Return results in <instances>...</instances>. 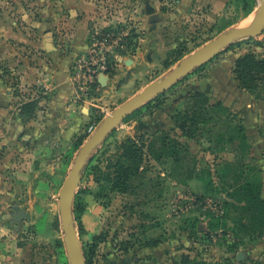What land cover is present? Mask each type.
<instances>
[{"label": "rangeland", "instance_id": "rangeland-1", "mask_svg": "<svg viewBox=\"0 0 264 264\" xmlns=\"http://www.w3.org/2000/svg\"><path fill=\"white\" fill-rule=\"evenodd\" d=\"M92 3L91 21L95 30L121 26L133 29L135 41L125 58L140 64L145 71V76L135 80L131 87L120 84L119 92L102 102L105 104L102 113L95 108L98 114L93 115L98 125L147 85L167 77L182 59L208 42L236 28H251L259 8L258 0H93ZM40 4L41 0H0V47L10 43L9 37L18 32L17 28H24L21 30L24 35L32 33L27 19L33 18L30 13L39 9ZM11 54V59L1 65L11 94L8 117L22 121L28 116L23 106L31 103L32 97L41 95V91L29 86V79L20 80ZM248 54L264 57V31L255 38L235 41L210 62L183 77L125 118L93 151L81 171L72 209L86 264H179L184 254L210 264H253L264 260V234L249 239L240 233L238 221L246 214L241 210L243 203H238L239 196L234 194L233 173L237 165H243L245 179L258 177L264 198V175L259 168V162L264 161V123L244 128L248 146L241 143L242 134L232 131L242 125V120L221 112L195 129L186 123L185 134L176 126L161 134L143 135L139 130L140 122L153 118L152 112L166 100L181 99V109L174 116L186 111L185 104L195 94L191 93L195 85L206 81L220 61ZM258 92L263 98L264 84ZM193 102L204 103V99L193 97ZM38 108L31 121L41 125L45 115L39 111V105ZM89 136L86 133L85 140L71 143L69 158L57 160L59 166L53 173L50 160L58 156L50 152V139L49 149L42 153L44 159L24 149L19 154L13 152L12 165L0 177V264H70L58 193ZM127 138L137 140L144 156L139 173L130 178L128 190L122 194L111 190L112 165L122 152L119 146ZM174 158L179 162L174 163ZM227 164H231L229 170ZM57 179L59 182L55 183ZM91 204H95L98 215L86 217ZM239 253L241 260L237 259Z\"/></svg>", "mask_w": 264, "mask_h": 264}, {"label": "crops", "instance_id": "crops-1", "mask_svg": "<svg viewBox=\"0 0 264 264\" xmlns=\"http://www.w3.org/2000/svg\"><path fill=\"white\" fill-rule=\"evenodd\" d=\"M57 1L56 4L52 0L50 3L49 0H41V7L30 13L32 16L34 14L33 18L27 19L28 26L33 29L32 33L27 32L24 35L21 31L24 28H17L18 32L9 37L12 38L10 43L0 47V177L12 165L10 160L13 152L19 154L24 149L29 153L35 152V156L44 159L42 153L49 149V139L52 156H58L50 160L53 173L54 168L59 166L57 160L65 161L69 158L71 143L78 139L85 140L84 131L89 121L95 118L93 114H98L97 109L77 98L72 81V66L78 58L86 54L89 36L96 29L91 21L93 0L89 3H86L87 0ZM10 54L13 58L11 61H17L13 65L16 66L14 71L20 80L29 79V86L40 82L47 88V95L41 96L39 103V111L45 115L41 125L8 117L11 94L4 82L5 74L1 65L4 60L11 59ZM236 60L235 57L220 61L207 75L206 81L197 83L191 93L204 94L210 105L221 103L232 115L242 120L244 128L251 125L257 127L264 123V98H257L239 88L232 73ZM117 66L115 73L99 77L103 88L99 100L101 103L97 106L101 113L105 106L102 102L117 94L120 84L121 87H131L135 80L145 76L144 68L133 60L121 58ZM180 107L181 99L171 98L162 102L152 112L153 118L148 117L140 122V132L143 135L161 134L174 129L173 116ZM249 145L254 150V143L250 139ZM259 164L261 174L264 175V161L261 160ZM56 178L59 179V176ZM58 179L55 183L59 182ZM40 180L48 181L45 178ZM94 205L87 207L86 217L98 215L99 211Z\"/></svg>", "mask_w": 264, "mask_h": 264}, {"label": "trees", "instance_id": "trees-1", "mask_svg": "<svg viewBox=\"0 0 264 264\" xmlns=\"http://www.w3.org/2000/svg\"><path fill=\"white\" fill-rule=\"evenodd\" d=\"M234 79L237 81L240 89L255 95L257 98H262L259 95L258 89L260 85L264 84V57L259 59L253 54L244 55L238 58L232 69ZM193 97H200L204 99V103H194ZM191 98V101H187L185 107L186 111L178 112L176 116H173V121L176 128L180 129L185 134L187 130L186 123L190 125V128L195 129L198 124H205L210 120H213L212 115H218L224 113L229 115L232 119L235 116L232 115L228 109L224 108L221 103L209 104V100L204 94L195 93ZM264 98V97H263ZM40 99L27 103L23 106L25 114L22 121L29 122L34 118V113L39 109ZM191 103V105H190ZM192 110L191 113L187 112ZM211 115L210 117H207ZM127 120V119H126ZM184 121L179 124V121ZM233 133L239 135L242 134L241 143L247 144V136L243 135L245 132L242 125H238L233 130ZM192 133L188 134L190 136ZM187 136V135H186ZM189 137V136H187ZM232 140V139H231ZM248 146V145H246ZM122 150L117 160L113 163V173L111 177L112 187L111 190L116 193H126L128 190V182L130 178L139 173L140 166L143 162V150L138 145L137 140L133 138H127L119 146ZM174 163H178L179 159L174 158ZM231 164L226 165V169L229 170ZM245 167L243 165H237L233 173L235 175V189L234 194L238 195V203H243L241 210L246 214V217L241 218L238 221L240 225V233H244L249 239H254L256 235L264 234V198L263 185L258 177L251 176L244 178ZM110 178V174L107 175V179ZM156 245L155 243H153ZM179 264H210L206 261H197L195 257L184 254L181 257ZM253 264H264L262 262H255Z\"/></svg>", "mask_w": 264, "mask_h": 264}, {"label": "water", "instance_id": "water-1", "mask_svg": "<svg viewBox=\"0 0 264 264\" xmlns=\"http://www.w3.org/2000/svg\"><path fill=\"white\" fill-rule=\"evenodd\" d=\"M258 15L251 28H236L228 33L218 36L212 41L197 49L188 57L182 59L167 77L162 80L150 83L143 91L129 99L120 107L107 116L89 138L81 145L71 170L64 180L58 193V208L62 231L64 233V245L70 264H86L82 245L73 220V201L76 195L81 171L90 158L93 151L101 145L110 133L116 129L125 118L142 108L145 104L152 102L156 97L169 90L183 77L190 74L214 59L222 50L240 39L255 38L264 31V0H258ZM242 259V254L237 255Z\"/></svg>", "mask_w": 264, "mask_h": 264}, {"label": "built area", "instance_id": "built-area-1", "mask_svg": "<svg viewBox=\"0 0 264 264\" xmlns=\"http://www.w3.org/2000/svg\"><path fill=\"white\" fill-rule=\"evenodd\" d=\"M133 32V29L124 26L107 31L94 29L91 32L86 54L78 58L72 66V81L77 98L89 107L98 108L103 88L99 77L113 74L118 67V61L130 53L129 47L135 41ZM35 86L40 88L41 95L32 97L33 101L47 95V88L42 83L37 82ZM97 126L96 118L90 120L86 133L91 135Z\"/></svg>", "mask_w": 264, "mask_h": 264}, {"label": "bare ground", "instance_id": "bare-ground-1", "mask_svg": "<svg viewBox=\"0 0 264 264\" xmlns=\"http://www.w3.org/2000/svg\"><path fill=\"white\" fill-rule=\"evenodd\" d=\"M249 22H250V21H249ZM243 23H244V22H243ZM247 24H248V23H247ZM247 24H246V25H247Z\"/></svg>", "mask_w": 264, "mask_h": 264}]
</instances>
